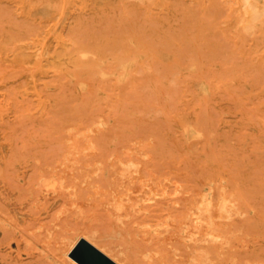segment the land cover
<instances>
[{
	"label": "rangeland",
	"instance_id": "rangeland-1",
	"mask_svg": "<svg viewBox=\"0 0 264 264\" xmlns=\"http://www.w3.org/2000/svg\"><path fill=\"white\" fill-rule=\"evenodd\" d=\"M193 181L264 264V0H0V264H70L77 227L128 246L112 207Z\"/></svg>",
	"mask_w": 264,
	"mask_h": 264
},
{
	"label": "bare ground",
	"instance_id": "bare-ground-1",
	"mask_svg": "<svg viewBox=\"0 0 264 264\" xmlns=\"http://www.w3.org/2000/svg\"><path fill=\"white\" fill-rule=\"evenodd\" d=\"M185 174H187L185 171H182L180 173V175L182 176ZM145 177H143L142 180L139 181V183L129 186V191L127 192L129 194V197H127L128 199L130 198L135 201H140L144 198L150 199V192L155 189L154 186L150 188V178L144 179ZM193 183L194 185L183 187L177 183L174 186H171L169 185L170 183L167 184L166 182L160 188L162 190L161 193L163 196L161 198H155V203H153L155 205V208L151 206L153 208L151 211L147 210L144 214L134 216L130 220L128 219L129 221H125L121 217L124 211V202H119L114 205V207H112V213H115L120 220L122 226V228H120V233L125 234L124 239H127V241L129 242L128 246H125L121 242L107 239L106 236L99 234L98 229H95L94 227L81 228L76 226L78 230H81L78 233L79 235L70 237V235L68 234L69 236H66V238L64 239H60L59 242L57 240L56 243H59V250L57 252L59 254V257H61L62 259L64 258L70 264H87L84 261L78 259L77 255L73 252L75 246H77L81 240H85L87 243L91 244L99 251H101L114 264H246V256L248 258V255L245 254V247L237 250L235 249L236 251H234L232 249V245H230L229 243L232 238L231 235L235 236V234H237V230H244L246 221H248V219L246 217L239 216L238 214L237 217L233 216L235 210L239 209V206L233 201L227 198L216 200L212 196V194L202 195L200 193L199 186H197L194 181ZM171 194L172 196H168ZM128 202L129 205L130 201ZM110 207L111 206H109L108 208L111 209ZM148 208H150V205H148ZM28 222L30 223L31 221ZM134 222H136L137 224H134ZM32 225L33 224H30L29 226L32 227ZM235 225L237 226V229L235 228ZM32 228L29 227L28 230H32ZM21 229L23 228L21 227L20 230ZM249 229L247 230L250 232ZM255 230L253 232H255ZM257 230H259V227H257ZM240 232L241 231H239L238 233L240 234ZM5 233L3 232V234ZM22 235L23 238H25L24 234ZM243 235L244 234H241V237ZM16 236L18 237L19 235ZM238 236L240 237V235ZM29 238H26V244L28 243V245H30L31 247V244H29ZM31 240L32 238L30 239V241ZM17 242L19 241L17 240ZM258 244L259 243H257V245ZM32 245L34 244L32 243ZM260 246L261 245H259V247ZM256 249L257 248H255V250ZM260 253L262 254V251ZM254 255L250 256L255 259L256 255L255 257ZM41 256L43 257V255ZM48 257H50V255ZM258 258L259 257L257 256V259ZM49 260L48 262H50L52 258L50 261ZM59 261L61 262L60 259ZM254 263L256 264V262ZM257 264H259L258 261Z\"/></svg>",
	"mask_w": 264,
	"mask_h": 264
},
{
	"label": "water",
	"instance_id": "water-1",
	"mask_svg": "<svg viewBox=\"0 0 264 264\" xmlns=\"http://www.w3.org/2000/svg\"><path fill=\"white\" fill-rule=\"evenodd\" d=\"M83 250L87 251V256L83 255ZM74 254L78 259L84 261L87 264H114L107 256L101 251L87 243L85 240H81L75 248Z\"/></svg>",
	"mask_w": 264,
	"mask_h": 264
}]
</instances>
